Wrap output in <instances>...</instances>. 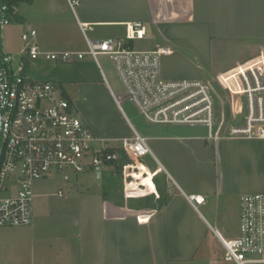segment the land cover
Returning a JSON list of instances; mask_svg holds the SVG:
<instances>
[{
	"label": "crops",
	"instance_id": "crops-1",
	"mask_svg": "<svg viewBox=\"0 0 264 264\" xmlns=\"http://www.w3.org/2000/svg\"><path fill=\"white\" fill-rule=\"evenodd\" d=\"M15 15L23 31L27 25L37 30L43 51H86L82 24L91 39L125 40L127 25L142 22L147 35L157 29L173 49L161 58L163 80L215 79L264 53V0H79L75 9L68 0H21ZM155 40L137 50L163 46ZM237 47L243 57L229 61ZM87 60L74 63L101 67ZM96 83L123 129L107 134L91 121L90 109L100 110L95 100L90 109L79 104L83 121L109 141L131 137L134 129L144 135L152 154L139 168L153 182L125 180V201H118L108 166L60 182L65 197L35 193L31 225L0 227V264H236L225 259L221 239L239 235L241 196L264 192V139L228 130L210 137L202 125L141 117L134 124L102 68L101 80L82 78L69 93L78 110L83 88ZM126 182L136 193H127ZM192 194L206 202L196 208Z\"/></svg>",
	"mask_w": 264,
	"mask_h": 264
},
{
	"label": "built area",
	"instance_id": "built-area-1",
	"mask_svg": "<svg viewBox=\"0 0 264 264\" xmlns=\"http://www.w3.org/2000/svg\"><path fill=\"white\" fill-rule=\"evenodd\" d=\"M75 9L79 0H68ZM0 30L11 23L17 4L0 0ZM88 45L86 51H43L37 30L29 25L22 33L25 47L21 57L1 53L0 44V227L29 226L33 222L34 185L38 180L62 174L72 176L100 172L124 152L129 168L151 155L148 139L138 130L131 137L111 141L96 137L74 111L71 99L50 81L34 79L28 64L39 59L57 63L78 62L100 55L113 60L124 86L125 97L150 123L202 125L209 136H220L230 126L229 135L264 139V53L220 74L213 80L161 78V58L173 52L170 46L139 51L128 42L143 40L147 30L142 22L127 25L126 39H91L88 25H81ZM221 91L231 97L232 122L226 120ZM217 104L221 116L216 118ZM242 116V121H236ZM215 126L216 129H215ZM98 143L99 146H96ZM71 172V173H70ZM65 197L64 189L57 192ZM189 201L198 208L203 195L192 194ZM225 259L236 264H264V192L240 198L239 235L222 238Z\"/></svg>",
	"mask_w": 264,
	"mask_h": 264
},
{
	"label": "rangeland",
	"instance_id": "rangeland-1",
	"mask_svg": "<svg viewBox=\"0 0 264 264\" xmlns=\"http://www.w3.org/2000/svg\"><path fill=\"white\" fill-rule=\"evenodd\" d=\"M21 21L18 20V17L16 15H13L11 17V23L9 25L3 26L0 30V44H1V53H11L14 54L16 59L19 60L21 57V51L25 47V43L22 40V33H23V26L21 25ZM155 35L156 40L153 41V44H160V45H167L168 43L166 40L163 39L160 32L153 28L152 32L146 36L143 40H135L134 42L130 41L128 42V45L137 50L144 48L148 42L147 38ZM181 45L184 46L187 45L185 40H181L179 42ZM134 44V45H133ZM242 49L235 48L232 49L231 54L228 57L229 61H233V59H236L238 57L242 56ZM194 55V52H192ZM166 56H162V61ZM87 61H90L91 57H87ZM100 68L93 64L92 62H86L84 64H75L74 62L71 63H57L54 61H48L45 59H39L34 61L33 63H27L28 64V72L30 75L39 81H50L53 82L55 85L59 87L60 90L63 92H66V96H69V93L73 97V90L77 88L75 86V83L78 80H82V78H89L90 80H101V68L103 69L104 73L106 74L107 79L110 82V85L112 89L114 90V95L119 100L120 105L124 109L127 116L130 118V120L135 124L136 118L141 117L143 121L148 122L138 111V109L135 107V105L128 100L125 97V90L124 86L118 76L115 64L110 56L108 55H100L99 60ZM82 70L83 74L79 73V71ZM211 75L205 74L206 79L213 80L210 77ZM73 91V92H72ZM221 97L225 101V109H226V120L228 123L232 122V111H231V97L229 92H222L221 91ZM71 100L72 98L69 97ZM85 98V99H84ZM91 100L98 101L100 103V110L99 111H92L90 109V102ZM84 104V106L88 107L90 109V118L91 121L99 127V129L104 130L107 134H111L113 131H120L122 128V123L120 122V119L115 114V112L111 108V104L109 100L104 96L102 92V88L99 84H95L94 86H88V88H83V94L80 98V102H78V108L76 105H74V111L78 116H80L81 119H83L82 108L79 104ZM221 116V105L217 104V112H216V118H220ZM85 120V119H84ZM242 121V116H238L236 118V121ZM150 123V122H149ZM217 126H215L216 129ZM229 132L230 126L226 128ZM111 144H115L116 142L112 139L110 140ZM96 146H99L98 143H96ZM142 163H146L147 161H142ZM141 163H137L134 166V170L130 167L129 169V178L128 181H132L133 179H139L137 181H142L143 183H150L153 182V177H147V173H144L142 169H140ZM152 168V167H151ZM71 173V172H70ZM110 174V175H109ZM107 175L112 183V189L114 190V193L116 194L118 201H125V198L123 197L124 194V183H125V176H124V168L121 167V165H115L114 168L110 169V172ZM82 175V174H78ZM77 175L72 176L71 179L76 177ZM135 177V178H134ZM62 174H55L53 176L47 177L42 180H38L35 185V193H38V198H41V195L43 193H47L49 195H54L58 192V185L60 182H62ZM141 188H144L141 186ZM126 191L128 194H134L135 188H133V183L126 182ZM141 192V190L139 189ZM136 193V192H135ZM143 204V203H142ZM140 204V205H142Z\"/></svg>",
	"mask_w": 264,
	"mask_h": 264
},
{
	"label": "trees",
	"instance_id": "trees-1",
	"mask_svg": "<svg viewBox=\"0 0 264 264\" xmlns=\"http://www.w3.org/2000/svg\"><path fill=\"white\" fill-rule=\"evenodd\" d=\"M18 1L21 0H14L16 4L18 3ZM131 162H132L131 159L126 154H124V152H122L120 159L117 161H110V164L119 165V166L121 165V167H123L124 165L129 164Z\"/></svg>",
	"mask_w": 264,
	"mask_h": 264
},
{
	"label": "water",
	"instance_id": "water-1",
	"mask_svg": "<svg viewBox=\"0 0 264 264\" xmlns=\"http://www.w3.org/2000/svg\"><path fill=\"white\" fill-rule=\"evenodd\" d=\"M0 11H1V7H0ZM0 129H1V114H0Z\"/></svg>",
	"mask_w": 264,
	"mask_h": 264
}]
</instances>
